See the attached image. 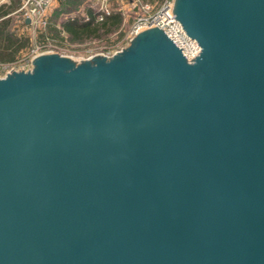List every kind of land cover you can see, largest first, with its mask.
Returning a JSON list of instances; mask_svg holds the SVG:
<instances>
[{"label":"water","instance_id":"95a60500","mask_svg":"<svg viewBox=\"0 0 264 264\" xmlns=\"http://www.w3.org/2000/svg\"><path fill=\"white\" fill-rule=\"evenodd\" d=\"M172 12L0 75V264H264V0Z\"/></svg>","mask_w":264,"mask_h":264},{"label":"rangeland","instance_id":"374dc122","mask_svg":"<svg viewBox=\"0 0 264 264\" xmlns=\"http://www.w3.org/2000/svg\"><path fill=\"white\" fill-rule=\"evenodd\" d=\"M12 1L13 0H4L0 6H7ZM16 1H18L16 6L17 8L19 5V0ZM100 2L103 4V6L107 7L109 12L110 10H118L121 12L123 16V22L120 30L123 33V36L119 37V31H116L110 35H107V37H101L100 39H88L82 42H73L69 39L70 37L65 31H61L59 34L63 40H56L55 38L52 39L50 34L47 33V26L50 23V19L56 12L59 14V20L72 19L75 17L85 19V8L90 7L96 11L100 6ZM66 3L67 8H63V6H61L60 0H57L55 6L50 11L46 12L45 16L41 20H36L33 24H29L28 26H25L22 23L19 24V21L22 20L21 13H9L11 18L9 30L16 36L28 37L30 41L28 47L18 52L13 59V61H17L15 63L17 67H23V57L27 56V54L28 56H31V50L34 49L35 46H39V44H41V34L46 35L44 39H47L45 47L47 50H52V52L70 56L76 60H79V56L85 55L90 51L92 53L98 52L100 50L113 51L120 46H125L130 29L134 25L137 16L142 13V4L149 3L153 6V8H156L159 6V4H161L158 2H144L142 0H68ZM68 6L70 7L68 8ZM45 19L47 20L46 23L44 22ZM59 20L55 23V28L61 30ZM0 75H4V72L0 71Z\"/></svg>","mask_w":264,"mask_h":264},{"label":"built area","instance_id":"2783aa9c","mask_svg":"<svg viewBox=\"0 0 264 264\" xmlns=\"http://www.w3.org/2000/svg\"><path fill=\"white\" fill-rule=\"evenodd\" d=\"M4 0H0V4ZM57 0H19V5L17 8H15L12 11V14L15 12L21 13L22 20L19 21V24L22 23L25 26H28L29 24H33L36 20H41L46 12L50 11L54 6ZM142 13H140L132 28L130 29L126 45L129 43V41L132 39V37L138 33L139 31L149 28V27H158L161 28L164 33L180 48L183 55L187 60H190L194 58L199 53V46L197 42L188 37L180 23L175 19L172 12V0H164L159 6L156 8H153L152 5L149 3H144L141 6ZM153 8V9H152ZM109 13V10L107 7L103 6V4L100 2V6L96 10V20H102L106 14ZM10 15V14H8ZM6 15V16H8ZM88 16L85 13V19H87ZM26 19H28V22H26ZM45 23L47 20L45 19ZM47 39H45V42L39 44V46H35L34 49L31 50L32 54L31 56H24L22 61L24 66L19 68L15 65L17 61H11V62H2L0 61V71H3L4 74L6 72H9L13 69H28L31 66V60L33 56L40 52H47L52 50H47L46 47ZM125 45V46H126ZM125 46H120L117 49L110 51V50H100L98 52L92 53L91 51L86 53L85 55L79 56V59L84 58H90L91 56L95 54H100L104 56H111L115 52L121 50ZM42 50V51H41Z\"/></svg>","mask_w":264,"mask_h":264},{"label":"trees","instance_id":"16d2710c","mask_svg":"<svg viewBox=\"0 0 264 264\" xmlns=\"http://www.w3.org/2000/svg\"><path fill=\"white\" fill-rule=\"evenodd\" d=\"M144 2L161 3L163 0H142ZM68 0H60L61 6L67 8ZM18 1L13 0L7 6H0V61L11 62L16 54L28 47L30 41L26 36H16L9 30L10 15L17 6ZM70 6H68L69 8ZM87 19L75 17L72 19L59 20L58 12L50 19L47 26V33L51 38L56 40H63L59 35L61 31H65L69 35V39L73 42H82L88 39H100L107 37L113 32L119 31V37L123 36L121 26L123 16L118 10H110L102 20H96V11L90 7L85 8ZM8 15V16H6ZM60 21L61 30L55 28V23ZM45 34L40 35V41L45 42Z\"/></svg>","mask_w":264,"mask_h":264},{"label":"crops","instance_id":"0c3cea01","mask_svg":"<svg viewBox=\"0 0 264 264\" xmlns=\"http://www.w3.org/2000/svg\"><path fill=\"white\" fill-rule=\"evenodd\" d=\"M3 62V61H2Z\"/></svg>","mask_w":264,"mask_h":264}]
</instances>
